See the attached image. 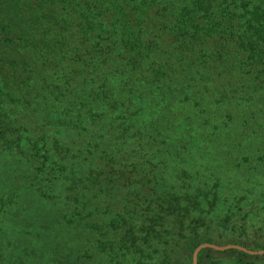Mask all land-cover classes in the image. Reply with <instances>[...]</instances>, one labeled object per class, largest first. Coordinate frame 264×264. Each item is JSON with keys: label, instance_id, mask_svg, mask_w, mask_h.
I'll return each instance as SVG.
<instances>
[{"label": "trees", "instance_id": "trees-1", "mask_svg": "<svg viewBox=\"0 0 264 264\" xmlns=\"http://www.w3.org/2000/svg\"><path fill=\"white\" fill-rule=\"evenodd\" d=\"M256 113L264 0H0V152L71 263L192 264L210 230L252 248L264 193L216 149Z\"/></svg>", "mask_w": 264, "mask_h": 264}, {"label": "rangeland", "instance_id": "rangeland-1", "mask_svg": "<svg viewBox=\"0 0 264 264\" xmlns=\"http://www.w3.org/2000/svg\"><path fill=\"white\" fill-rule=\"evenodd\" d=\"M250 120L251 123L253 122L250 128L232 124L237 129H233L232 134H225L234 137L228 135L219 138L217 141L219 148L216 149V153L220 164L225 166L223 169L225 184L241 192V195L252 194L255 200H260L264 193V120L259 118V114ZM252 130L253 135L249 137L250 140L246 139L245 137H248L247 134ZM207 161L212 164L213 169L222 171L220 167H216L215 162L210 159ZM229 164H236L238 167L233 168ZM5 165L4 156L0 152V264H75L71 263V257L75 256L67 253L68 244L63 243H68V239L59 237L60 234H68V232L63 228H57V224L54 225L53 222L47 223L48 228H44L41 222L44 214L52 216L53 209L56 210L57 207L51 204L39 215L36 193L32 188H19V180L13 182L7 177L8 171ZM250 188L252 191H249ZM80 232L84 233L85 228ZM210 233L217 245L232 243V240L225 235L218 236V230L214 232L210 230ZM255 239L256 237L250 243L247 242L252 246L250 249L262 250L256 245H264V235L258 240ZM81 252L83 250L79 251ZM89 262L88 259L79 260V264H89ZM187 262V260L183 261V263ZM199 264H264V254L205 250Z\"/></svg>", "mask_w": 264, "mask_h": 264}, {"label": "water", "instance_id": "water-1", "mask_svg": "<svg viewBox=\"0 0 264 264\" xmlns=\"http://www.w3.org/2000/svg\"><path fill=\"white\" fill-rule=\"evenodd\" d=\"M203 248H213V249L219 250V251L227 250V249H238V250H241V251H243L245 253H248V254H254V255L264 254V249H262V250H251V249H248V248H246V247H244L242 245H239V244L217 245V244H213V243L204 242V243L199 244L193 250V253H192V264H197L198 252L201 249H203Z\"/></svg>", "mask_w": 264, "mask_h": 264}]
</instances>
